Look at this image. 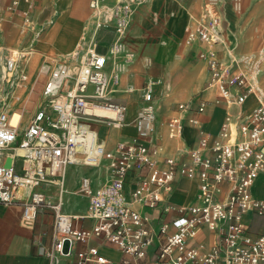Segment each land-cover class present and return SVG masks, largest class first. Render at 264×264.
Returning a JSON list of instances; mask_svg holds the SVG:
<instances>
[{
	"label": "built area",
	"instance_id": "2783aa9c",
	"mask_svg": "<svg viewBox=\"0 0 264 264\" xmlns=\"http://www.w3.org/2000/svg\"><path fill=\"white\" fill-rule=\"evenodd\" d=\"M146 1L118 0L110 7L117 33L113 54L122 49L132 15ZM91 7L100 29L106 6L101 0H92ZM18 8L19 0H11L8 9ZM211 14L205 8L192 17L187 40L207 46L198 56L211 72L210 85L220 91L217 103L224 102L227 111L216 135L202 130L198 145L186 150L190 163L167 157L165 167L155 155L159 110L156 86L161 80L149 79L142 87V102L131 121L136 135L107 149L96 122L118 127L130 124L128 106L112 96L119 76L115 70H107L108 53L101 52L98 45L91 47L76 72L57 58H46L41 66L47 76L42 96L51 100V106L38 107L29 117L23 110L20 121L14 124L12 114L17 107L13 102L18 88L27 80L25 63L31 49L0 46V203L23 201L25 225H34L42 208L54 210V243L47 251L51 259L59 261L73 255L72 264H264V228L250 235L246 222L249 214L264 217V198L253 194L254 183L264 172V99L248 113L232 110L261 92L248 75L231 71L218 57L213 45L220 39L221 21L217 13ZM32 23L28 9L21 32L30 31ZM40 33L37 31V35ZM192 104L180 103V112L167 118L170 137H182L184 112L194 111L189 121L200 123L197 114L205 111L208 101L201 99L194 108ZM99 108L115 115H99ZM104 162L109 180L95 186L85 175L77 190L88 199L85 215L67 212L62 196L54 200L47 195L46 185H64L67 167H98ZM179 175L198 181L200 202H168L161 215L176 208L174 230L170 231L167 220L155 227L150 215L135 205L157 206L165 201ZM132 178L135 186L129 195L126 185ZM84 217L94 221L92 227L75 223ZM204 230L220 235V241L207 253L201 252L197 242ZM106 241L122 252L117 263L101 251ZM78 244L84 247L79 249Z\"/></svg>",
	"mask_w": 264,
	"mask_h": 264
},
{
	"label": "crops",
	"instance_id": "0c3cea01",
	"mask_svg": "<svg viewBox=\"0 0 264 264\" xmlns=\"http://www.w3.org/2000/svg\"><path fill=\"white\" fill-rule=\"evenodd\" d=\"M2 1L7 2V5L11 2V0H0V3ZM41 1L40 8L35 14V17L39 19L52 11L51 0ZM101 1L109 8L118 2V0ZM209 1L220 7L233 6V0H147L144 4L140 5L132 15L130 22L133 26V32L131 34L135 39L146 43L145 48L153 55H157L156 57L158 58H162L163 56L175 57L191 54L194 50L193 46L191 48L185 47L179 49V47H176L175 45L178 41L180 42L183 39L187 27L193 23L192 17L199 16L200 10ZM58 7L60 9L57 10L60 26L55 29L57 32L54 36L47 32L42 38L36 39V37L39 36L37 33H35L36 37L34 36L35 34L29 31L22 33V19L20 20L19 18L20 22L18 23V27L15 23L9 24L7 26V31L2 37L5 42L9 44V46L2 45L4 48L31 49L30 57L27 58V62L25 63L27 70L31 57H34L33 62L31 63V69L34 70L37 66V59L39 58V55H41V63L38 69L39 75H45L41 71V66L45 59L50 57L47 52H62L63 50L70 49L66 56L67 59L75 61V64L83 61L86 54L83 55L81 49H84L89 41L93 40L99 32L95 30V28L94 31H92L94 19L91 15L89 0H84L83 3L80 2V0H75V2L74 0H61L60 2L57 1V9ZM262 7L264 8V0H252L249 3V16H253L255 20L257 16H260L259 11ZM137 40H132L131 38V42L133 43H137ZM164 41H172L173 43L170 47H166L163 44ZM100 42L104 46H112L114 43L113 31L104 30L101 33ZM195 46L196 48L199 47L197 50L198 55L202 48L198 43H196ZM77 49H80V55L78 57L75 55ZM260 59L263 60L262 66H264V51ZM200 60L205 63L202 59ZM181 66L184 72L181 74L178 81L179 87H181L180 95L187 96L196 92L202 86L207 79V74L205 73L201 62L191 64L188 61L183 60ZM255 71L261 73L264 69H262L261 65H258L257 63L253 72ZM143 86L140 88H131L134 92L130 97L139 96L136 104L132 99L129 100L124 97L123 94H119V97L116 95L113 96L114 100L125 103L128 106L127 120L130 124L119 128L104 123L95 124L100 138L107 149H113L121 141L131 139L136 135V128L131 121L134 119L142 102ZM34 87L35 82L31 88ZM213 87V85L209 84L204 89V94L199 99H206L208 101L205 111L197 114L200 123L192 124L189 121V118L195 114L194 111H190L185 119V126L182 129V137H169L168 145H165V141H167L165 129L159 125L162 108L159 106L156 134V144H158V146L155 147V155L163 167L167 165V157H174L181 162L190 163L192 159L186 150L198 145L200 131L204 130L211 135H216L218 133L225 117L227 107L225 108V106L211 101V97L215 92ZM199 100H197L196 103ZM245 103L240 107L234 106L232 110L234 112L240 111L248 113L252 110L251 108L254 105V102L248 101L246 104ZM167 118L165 119V123ZM159 130L161 131L162 136H159ZM85 175L92 178L95 186L108 181L109 171L107 163L104 162L98 167L82 164L71 165L67 167L64 174V185L61 186L56 183L48 184L45 187L46 193L54 200H57L62 196L64 199V209L67 212L85 215L88 208V199L84 195L77 193L81 179ZM134 186V178H132L126 185L127 194L130 195ZM62 188L64 189L63 193H61ZM197 194L198 181L179 175L174 185V190L166 196L165 201L159 203L157 206H135L142 212L150 215L155 227H159L163 220H167L170 222V231H173L174 226L172 221L178 212L174 207L170 213L162 216L161 212L163 208L168 202L177 205L198 203L200 202V199ZM253 194L256 197L264 198V172L260 174L254 183ZM75 196L79 197V199L75 200ZM83 199L87 200V206L82 210L79 208V205ZM23 205V201H17L13 204L0 203V264H72L73 255L62 257L59 261L53 260L47 255V251L54 243V210L50 207L42 208L38 213L36 223L34 225H25L22 222ZM246 222L248 224V233L250 235H256L264 228L263 216L249 214L246 217ZM75 223L80 227L90 228L94 221L88 217H84L77 219ZM219 241V233L210 230H204L197 239L202 253L209 252ZM95 242L96 241H93L92 244ZM83 247L84 244H78L77 246L79 249ZM101 251L114 263H117L123 257V254L118 247L108 241L101 244Z\"/></svg>",
	"mask_w": 264,
	"mask_h": 264
},
{
	"label": "rangeland",
	"instance_id": "374dc122",
	"mask_svg": "<svg viewBox=\"0 0 264 264\" xmlns=\"http://www.w3.org/2000/svg\"><path fill=\"white\" fill-rule=\"evenodd\" d=\"M52 1V11L49 14H46L43 18H36L35 14L38 12L40 8L41 0H19V10L8 9L7 2L0 3V46H9L2 38L7 31V26L11 23H15L18 27V23L21 19H23L25 11L29 9L31 18H32V31L30 29L29 32L33 34L37 33V31H41L40 35L36 37V39H40L43 37L45 33L56 34V30L59 23L58 11L57 9V1L61 0H51ZM84 0H80L83 3ZM91 1L89 0V5L91 8V15L94 19L93 30L96 26L97 22V14L91 7ZM252 0H233L232 7H220L212 3L211 1L207 2L204 7L200 10V14L204 11L205 8L211 11V15L213 13H217L220 17L221 25H220V39L219 41L213 45V48L216 49L217 55L220 60L231 67V71L237 73H245L249 76L251 81L254 82V77L252 75L256 64L261 65V68L264 69L263 60H261V55L264 51V8L260 9V16H257L254 20L253 16H249V3ZM75 2V0H74ZM32 3V4H31ZM31 5V6H30ZM104 5V3H103ZM107 12L105 13V17L103 21V27L99 29L97 36L89 41L87 46L84 49H81L83 55L91 48L94 47L96 43H98V49L101 52L108 53V65L107 70L109 72L116 71L119 76V83L115 87V91L112 93V96L116 95L119 97V94H123L124 97L129 100L132 99L136 104L138 102V95L136 97H130L134 92L131 88H140L143 86L149 79L161 80L156 86V100L161 106V118L159 120V125L164 127L165 136L167 141H165V145L169 144V131L166 126L165 119L173 114H177L180 112L179 104L184 102L193 101L191 108L196 106V101L201 98L204 94V89L210 84L211 81V72L208 69L207 65L203 63L197 55L196 43H189L187 40V30L184 34L183 39L176 43V47L179 49L183 48H191L194 47V50L191 54L181 55V56H163L162 58H158L149 52L145 45L146 43L135 39V37L131 34L133 32V26L130 22L125 39L123 41L122 49L117 53L113 54L112 46L107 47L104 46L101 42V33L104 30H112L114 33V41L116 38V27L115 22L112 16L111 9L106 6ZM20 18V20H19ZM132 26V27H131ZM129 38V39H128ZM132 40H137V43L131 42ZM172 41H164L163 44L166 47H170ZM201 48H207L206 45H200ZM80 49L75 51V55L78 57ZM69 50H63L62 52H47L50 57L57 58L64 63H67V54ZM41 55L37 59V66L35 69H31V63L33 62L34 57L32 56L30 62L28 64L27 70V80L23 84V86L19 87L14 99V106L20 107L24 110L26 117H29L38 107H45L47 109L51 106V100L45 99L42 96V92L44 86L46 84L47 76L46 74L39 75V65L41 63ZM183 60L188 61L191 64H196L201 62L203 64V69L207 74V79L204 81L202 86L196 91L187 96H181V87H179L178 81L183 74L182 63ZM82 62L77 63L75 67V72ZM259 75L256 77V82H254L255 86L259 88L261 92V98L264 99V80L263 75L264 71L258 73ZM35 82V87L31 88V86ZM215 92L211 97V101L217 103V96L219 95V90L217 87H213ZM136 92V91H135ZM39 97L43 100L39 102ZM122 101V100H121ZM253 101L254 105L251 109L259 103V98L255 95H250L246 100ZM49 102V104L47 103ZM245 103V104H246ZM219 105H223L226 108V104L224 102L217 103ZM38 106V107H37ZM250 109V110H251ZM188 112H184L183 115L187 116ZM96 123H104L107 124L106 121H98ZM115 128H119L117 125L113 126ZM159 136H162L161 131L159 130ZM158 144H155L157 147ZM23 192V191H22ZM79 199V197L75 196V200ZM87 206V200L83 199L79 205V208L82 210Z\"/></svg>",
	"mask_w": 264,
	"mask_h": 264
},
{
	"label": "bare ground",
	"instance_id": "6f19581e",
	"mask_svg": "<svg viewBox=\"0 0 264 264\" xmlns=\"http://www.w3.org/2000/svg\"><path fill=\"white\" fill-rule=\"evenodd\" d=\"M95 30L99 31V28L97 27V25L95 26ZM95 45H98V43H96ZM87 53V52H86ZM84 61V60H83ZM81 61V62H83ZM67 64H68V67L70 69L71 72H74L75 71V67L77 65V63L75 64V61H71L69 59H67ZM258 71H255L252 73L253 75V79H254V82H256V77L258 76ZM253 81V80H252ZM256 97L259 98V102L261 100V95L260 94H256L255 95ZM39 99V102H41L43 99L41 97L38 98ZM248 99V98H247ZM246 99V100H247ZM246 102V101H245ZM49 104V102H47ZM259 104V103H258ZM38 107V106H37ZM256 107V106H255ZM22 112H23V109H21L20 107H17L14 111V113L12 114V121L14 124H17L20 119H21V116H22ZM96 113H98L99 115H102V116H111L113 117L115 115L114 112L112 111H109L107 109H103V108H99L96 110ZM219 132V130H218Z\"/></svg>",
	"mask_w": 264,
	"mask_h": 264
}]
</instances>
